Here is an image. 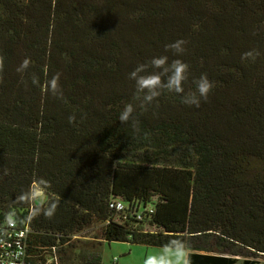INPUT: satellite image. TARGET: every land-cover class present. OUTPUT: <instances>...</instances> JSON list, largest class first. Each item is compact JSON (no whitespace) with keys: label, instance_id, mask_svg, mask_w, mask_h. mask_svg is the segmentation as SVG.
Wrapping results in <instances>:
<instances>
[{"label":"trees","instance_id":"16d2710c","mask_svg":"<svg viewBox=\"0 0 264 264\" xmlns=\"http://www.w3.org/2000/svg\"><path fill=\"white\" fill-rule=\"evenodd\" d=\"M0 55V220L28 222L31 254L101 264L103 243L181 240L188 264H264V0H0ZM160 55L188 64L185 93L213 82L199 108L166 90L139 107L128 74ZM56 73L63 100L43 88Z\"/></svg>","mask_w":264,"mask_h":264},{"label":"clouds","instance_id":"9594fccd","mask_svg":"<svg viewBox=\"0 0 264 264\" xmlns=\"http://www.w3.org/2000/svg\"><path fill=\"white\" fill-rule=\"evenodd\" d=\"M187 41L178 39L175 42L166 44L165 51L171 50L176 55H182L186 49L185 45ZM260 53L256 50L246 52L242 55V59L254 60ZM30 58H24L20 65L17 67V72L26 71L31 65ZM4 68V56L0 55V72ZM151 69V71H149ZM189 66L187 63L180 59H173L169 62V58L166 55L154 56L147 63H141L128 74V78L134 81L135 91L134 99L140 101L139 107L147 111V105H150L156 98H158L163 91L169 93H175L181 96V103L187 106L200 107L201 101H207L209 93L212 91L214 85L206 74H201L199 78L193 79L192 83L195 88L192 91L185 93L184 83L188 80ZM60 73L54 74L49 80L45 82L43 88L45 92H50L53 96L63 100V91L59 84ZM32 85L36 86L40 84L39 78L33 74L31 77ZM135 107L132 103L126 104L119 115V121L122 124H128L131 122L132 127L136 128L137 120L133 113ZM76 120V116L70 115L68 117L69 123H73ZM138 131V128H137ZM147 135V134H145ZM4 175H8V170H3ZM2 178V177H0ZM36 187L31 185L28 190L21 193L18 197L20 200H36L40 199L44 194V189L47 187V182L38 180L35 182ZM57 203H50L43 214L51 218L56 211ZM175 256V264H188L186 259L185 244L181 240H172L164 246V254L160 256H150L145 264H173L171 256Z\"/></svg>","mask_w":264,"mask_h":264},{"label":"built area","instance_id":"2783aa9c","mask_svg":"<svg viewBox=\"0 0 264 264\" xmlns=\"http://www.w3.org/2000/svg\"><path fill=\"white\" fill-rule=\"evenodd\" d=\"M115 209L122 210V206L115 204ZM29 233L28 222L21 228L10 219L0 220V264H59L55 248H37L35 254L28 251Z\"/></svg>","mask_w":264,"mask_h":264},{"label":"rangeland","instance_id":"374dc122","mask_svg":"<svg viewBox=\"0 0 264 264\" xmlns=\"http://www.w3.org/2000/svg\"><path fill=\"white\" fill-rule=\"evenodd\" d=\"M99 228L100 225H94L93 227L86 229L84 232L80 234V238H81L80 241L88 242V240L92 239V237L95 236ZM140 247L143 249H141ZM127 248H132L133 252L129 254V257H124L125 253H127ZM145 250H149L147 254V259L150 256H160L164 254V253L161 254L160 252L161 249L158 248L131 246L127 243L112 242L108 244L107 243L103 244V246L100 249L102 264H112L111 263L112 259H116L118 261L127 260L125 264H143L142 257L144 256ZM259 260L260 262L263 261L261 258Z\"/></svg>","mask_w":264,"mask_h":264},{"label":"crops","instance_id":"0c3cea01","mask_svg":"<svg viewBox=\"0 0 264 264\" xmlns=\"http://www.w3.org/2000/svg\"><path fill=\"white\" fill-rule=\"evenodd\" d=\"M103 244H106V243H103ZM103 244H102V246H103ZM101 246V247H102ZM132 246V245H131ZM142 247H147V246H142ZM141 248V247H140ZM151 248H155V247H151ZM129 249V250H128ZM141 249H143V248H141ZM146 249V248H145ZM158 249H161L160 250V252H161V254L162 253H164V248H158ZM142 251H144V250H142ZM133 252V250H132V248H127V253H125V255H124V257H129V254H131ZM148 252H149V250H145V252H144V256L142 257V260H143V264L145 263V261H146V259H147V254H148ZM185 252H186V259H187V255L191 252L189 249H185ZM171 259H172V261H173V264H175V261H176V258H175V256L173 255V256H171L170 257ZM127 260H124V261H122V260H120V261H118V260H116V259H112V261H111V263L112 264H125V262H126ZM259 263H262V262H260V260L258 259L257 260ZM258 263V264H259ZM101 264H102V258H101ZM180 264H183V261H181L180 262Z\"/></svg>","mask_w":264,"mask_h":264}]
</instances>
